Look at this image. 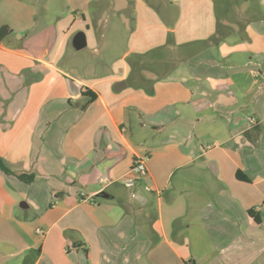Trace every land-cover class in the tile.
<instances>
[{
	"label": "crops",
	"instance_id": "1",
	"mask_svg": "<svg viewBox=\"0 0 264 264\" xmlns=\"http://www.w3.org/2000/svg\"><path fill=\"white\" fill-rule=\"evenodd\" d=\"M65 3L0 0V159L34 175L0 172V264H264V0Z\"/></svg>",
	"mask_w": 264,
	"mask_h": 264
},
{
	"label": "rangeland",
	"instance_id": "2",
	"mask_svg": "<svg viewBox=\"0 0 264 264\" xmlns=\"http://www.w3.org/2000/svg\"><path fill=\"white\" fill-rule=\"evenodd\" d=\"M39 2L41 3V6H43V8H45L46 10H48V12L51 14H57V15H63L64 13L67 12V4L65 3V0H39ZM112 14V13H111ZM110 14V16H111ZM55 15L52 16V20H54L55 18ZM111 21L113 20L112 18L110 19ZM79 54H82V53H79ZM199 69H203L202 66L199 67ZM212 182V183H211ZM212 185L213 184V181L209 180V179H204L202 178V174H199L197 175L196 177H194L193 180H190V186L194 187V188H201L203 186H206V185ZM162 198V202L165 203L166 202V199H168V197L166 196H161ZM21 202H24V200H19L18 204ZM153 201L155 202L156 201V197H153ZM26 203V202H25ZM18 204H17V207H18ZM15 208V213L16 214H22V210L18 209V208ZM29 215H31V213H29ZM113 229H116V231H120L122 230V227H124V224L122 223H118V224H115V225H110V227H107L105 228V230H111L112 228ZM149 245H154V242L150 244L149 242ZM212 245V244H211ZM207 250H205V252H201V256L204 258H206L209 253H210V245L208 244L207 246ZM152 257V256H151ZM152 259L148 258L147 260H143L141 264H150ZM155 262L159 261V260H156V259H153ZM199 261H203V264L206 263V259H203V260H199ZM134 260L131 264H134Z\"/></svg>",
	"mask_w": 264,
	"mask_h": 264
},
{
	"label": "trees",
	"instance_id": "3",
	"mask_svg": "<svg viewBox=\"0 0 264 264\" xmlns=\"http://www.w3.org/2000/svg\"><path fill=\"white\" fill-rule=\"evenodd\" d=\"M12 31L9 27L7 26H2L0 27V40L8 37L9 35H11ZM85 96H89V100H93L95 99V96L92 95L88 90L83 94ZM0 172H2L4 175L6 176H14L17 180H19L20 182H23L25 184H29L34 180V175L32 174H16L15 172H13L8 164L0 159ZM237 179L247 182V178L245 176H243L242 174L237 173L236 174ZM250 215H253V212L249 211L248 212ZM255 221L258 222L257 218L254 217Z\"/></svg>",
	"mask_w": 264,
	"mask_h": 264
},
{
	"label": "water",
	"instance_id": "4",
	"mask_svg": "<svg viewBox=\"0 0 264 264\" xmlns=\"http://www.w3.org/2000/svg\"><path fill=\"white\" fill-rule=\"evenodd\" d=\"M72 46L76 51L82 50L83 48L86 47V36L83 31L77 32L73 39H72ZM117 85H124L123 81L117 82ZM19 208L20 209H27L28 206L25 202H20L19 203Z\"/></svg>",
	"mask_w": 264,
	"mask_h": 264
},
{
	"label": "built area",
	"instance_id": "5",
	"mask_svg": "<svg viewBox=\"0 0 264 264\" xmlns=\"http://www.w3.org/2000/svg\"><path fill=\"white\" fill-rule=\"evenodd\" d=\"M130 171L136 177L143 178L147 176V167L145 159L141 157H135L132 161ZM101 182H104L103 179H100Z\"/></svg>",
	"mask_w": 264,
	"mask_h": 264
}]
</instances>
